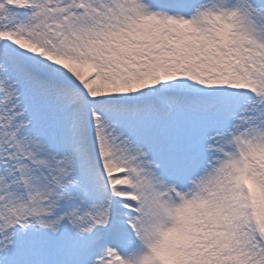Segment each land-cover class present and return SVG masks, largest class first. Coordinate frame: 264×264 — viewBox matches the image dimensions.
<instances>
[{"label": "snow or ice", "instance_id": "1", "mask_svg": "<svg viewBox=\"0 0 264 264\" xmlns=\"http://www.w3.org/2000/svg\"><path fill=\"white\" fill-rule=\"evenodd\" d=\"M0 264H264V0H0Z\"/></svg>", "mask_w": 264, "mask_h": 264}]
</instances>
